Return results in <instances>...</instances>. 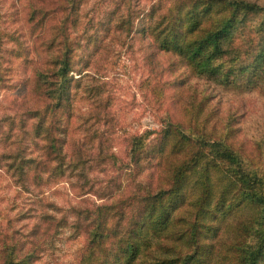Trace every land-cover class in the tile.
Returning a JSON list of instances; mask_svg holds the SVG:
<instances>
[{
	"label": "rangeland",
	"instance_id": "374dc122",
	"mask_svg": "<svg viewBox=\"0 0 264 264\" xmlns=\"http://www.w3.org/2000/svg\"><path fill=\"white\" fill-rule=\"evenodd\" d=\"M39 1L0 0V227H16L25 237L40 232L32 264H78L97 206L166 187L164 169L146 160L150 149L139 165L130 163L129 149L133 137L154 131L151 148L169 123L181 124L193 138L231 145L264 180V0H234L256 9L227 26L222 54L194 69L160 53L145 36L152 9L177 0H78L75 23L66 24L76 51L73 116L62 138L65 164L31 193L19 188L4 159L8 152L38 153L23 129L32 121L22 113L36 107L31 74L47 61L43 48L53 34L47 29L55 26L49 16L41 25L33 21ZM129 15L131 33L127 25L115 32L112 25ZM256 52L257 72L242 73ZM212 226L197 251L206 264H234L233 258L264 245L262 215L251 220L242 213ZM166 246L161 242L154 255L165 256ZM256 264H264V247Z\"/></svg>",
	"mask_w": 264,
	"mask_h": 264
},
{
	"label": "trees",
	"instance_id": "16d2710c",
	"mask_svg": "<svg viewBox=\"0 0 264 264\" xmlns=\"http://www.w3.org/2000/svg\"><path fill=\"white\" fill-rule=\"evenodd\" d=\"M49 2H36L33 14V21L38 20L40 25L48 16L55 20V26L47 29L53 34L43 48L49 57L45 63L35 65L31 74L30 91L36 107L22 113L27 122L32 121L23 129L38 153L25 157L24 150L8 152L4 159V168L27 193L39 187L44 176L64 166L62 138L73 116L71 89L75 81L70 74L76 43L66 31V24L75 23L78 0ZM156 9H152L155 19L145 28V36L160 53L177 57L194 69L196 64L222 54L224 30L241 12L256 8L234 0H177L165 10L160 6ZM126 25L131 33L134 24L130 15L112 26L119 32ZM258 54L242 73L254 71L250 76L255 75L261 61L256 58ZM153 132L131 139L130 163L139 165L150 149L146 160L154 170L164 169L166 187L147 190L140 197L119 199L114 207L97 206L78 264H206L197 251L203 250L205 243L201 240L210 233L212 224L236 220L247 212L251 220L261 215L264 218V180L244 165V159L231 145L203 136L193 138L181 124L169 123L148 148L150 136L157 134ZM34 232L25 237L16 227L1 226L0 264H32L40 235ZM163 241L168 242L166 255L157 257L154 251ZM263 247L261 244L248 256L233 258L234 264H256Z\"/></svg>",
	"mask_w": 264,
	"mask_h": 264
}]
</instances>
